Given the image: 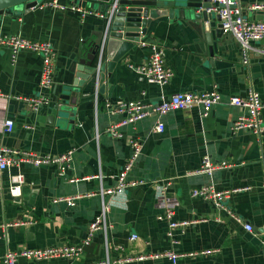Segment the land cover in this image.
Here are the masks:
<instances>
[{
    "label": "crops",
    "instance_id": "1",
    "mask_svg": "<svg viewBox=\"0 0 264 264\" xmlns=\"http://www.w3.org/2000/svg\"><path fill=\"white\" fill-rule=\"evenodd\" d=\"M255 4L264 5V0H241L243 16L264 19V10L251 9ZM83 9L87 11L84 16L69 9H21L14 18L3 17L0 21V35L21 34L32 40H48L55 51L54 84L45 92L51 103L31 113L14 96L42 93V58L22 50L11 63L9 49L0 46V91L11 96L0 98V146L39 154L73 150L71 168L64 175L57 174L54 165L35 166L28 162L0 170V224L32 220L0 233V255L21 247L80 242L87 235L90 222L100 213L103 199L111 205L105 217L107 228L94 232L80 256L47 261L18 258L16 264H90L140 252L191 253L207 249L216 251L179 257L175 262L161 257L124 264H264V131L260 135L233 132L232 123L241 109L229 104L231 96H243L251 87L264 101V53L256 51L264 50V40L250 43L253 49L249 63L243 64L241 46L231 33L223 32L217 38L212 26L214 55L210 56L197 21L160 17L148 27L140 45L117 62L102 91L93 80L76 86L77 94L69 99L72 116L53 119L51 110L60 102L61 93L73 89L71 83L80 53L95 38L101 23L95 9ZM152 42L163 46L165 64L173 71V77L164 85L149 83L129 68V64L140 65L147 59V44ZM214 86L221 99L207 116H202L201 107L194 104L120 126L118 138L106 131L121 119L120 114L107 111L106 101L155 102L176 92H201ZM5 118L14 122L10 132H3ZM261 119L264 127V109ZM157 121L164 124L162 132L153 131ZM133 137L141 139V150L127 176L147 183L102 198L99 188L116 186V175L131 152L128 140ZM203 156L215 162H232L233 166L210 175L197 172ZM17 171L24 175V182L21 194L13 197L8 191V178ZM73 176L76 179L70 181ZM167 180L170 184L159 194L157 184ZM208 184L216 189L250 187L232 193L225 205L249 223L251 231L212 202L191 195L193 188ZM72 196H79L73 205L52 201ZM164 202L172 204L174 219L189 222L182 229H172L176 242L167 236L168 221L158 219L165 211ZM133 233L138 237L131 240Z\"/></svg>",
    "mask_w": 264,
    "mask_h": 264
},
{
    "label": "built area",
    "instance_id": "2",
    "mask_svg": "<svg viewBox=\"0 0 264 264\" xmlns=\"http://www.w3.org/2000/svg\"><path fill=\"white\" fill-rule=\"evenodd\" d=\"M217 2V5H213L207 9V11L216 13L220 17V23L224 32L231 33L233 37L239 42L241 46V62L243 64L249 63V52L252 41L264 40V19L252 20L245 18L242 13L241 0H210ZM34 9H53L56 11H64L66 9L72 11H78L82 16L87 12L80 5L75 3H62L60 0H40L36 5L29 8ZM255 10H264L263 4H255L251 7ZM101 16V15H100ZM102 17V16H101ZM146 45V44H144ZM149 54L146 60L142 61L140 65L129 64V68L138 73L149 83L157 85L167 84L173 77V71L165 64L164 61V48L157 43H148ZM0 46H4L9 49V59L11 63H14L17 58V54L22 50L32 51L39 54L42 58V70L41 78L39 82L42 93L36 96L21 97L14 96L17 100L25 102L32 110L36 111L40 106H47L51 103L49 91L54 84V72H55V51L48 40H32L21 34H5L0 35ZM257 53H264V50H256ZM96 86L97 82H96ZM0 98H11L8 94H3L0 91ZM221 96L216 86L210 90L201 92H188L180 91L171 94L167 98H161L158 101H147L143 99L137 100H118L114 103L109 101L105 102V108L110 113H117L121 115V119L111 124L107 128V133L113 137H120L121 133L118 130L120 126L132 124L137 120L145 118L147 116L156 115L160 116L168 111L175 109H186L191 105H198L201 107L202 116H207L210 109L220 102ZM229 104L237 106L241 109V112L236 116L232 123L231 129L233 132L246 131L255 135H260L264 131L262 125L261 112L264 109V101L261 99L259 93L254 88H249L247 93L243 96L234 95L229 99ZM13 120L5 118L2 122L3 132H10L13 128ZM27 129H33L31 125L24 126ZM164 130V124L161 121H157L153 127L154 132H162ZM130 146V155L123 164L121 170L116 175L117 184L114 188L104 189L100 187L98 193L103 198L104 195H117L123 193L127 188L147 183L144 179H129L128 173L134 166L137 158L139 157L141 150V139L137 137L130 138L128 140ZM73 150L68 149L58 154H39L27 150L16 149L7 146H0V170H4L10 165L18 164L19 162H28L35 166L40 165H54L56 172L59 175H64L71 168ZM233 166L232 162L212 161L208 156H203L200 161V165L197 172L206 174H212L215 170L230 168ZM261 167L263 172L264 187V157L261 158ZM76 178L70 177V181H74ZM24 182V175L17 171L8 178V191L13 197L21 194L22 184ZM170 184L169 180L160 182L157 184V190L159 194L163 193V189ZM249 186H238L224 189H216L213 185H202L195 187L191 190L192 196H197L212 202L217 208L225 211L236 222L243 225L245 230L251 231L252 226L245 222L242 217L236 214L232 209L225 205L226 200L232 193L248 190ZM79 196L72 197H60L54 198L52 201H65L68 205H73L75 199ZM165 211L158 215V219H165L168 221L167 236L172 239V229H182L187 225L188 221H177L174 219V212L172 204L164 202ZM110 203L102 199L100 213H98L94 220L90 222L88 226L87 235L77 243H60L44 247L28 248L21 247L15 250H7L4 254L0 255V264H16L18 258L34 261H47L51 259H73L82 254L85 247L91 242V238L99 229L106 230L107 224L105 217L110 210ZM32 220H16L14 222H5L0 224V233L5 234L8 227L14 225H24L31 223ZM137 234H131L130 239H136ZM212 249L203 250L201 252L191 253H178L173 250H166L160 252H140L136 255L121 256L114 260H110L108 257L105 259L90 263V264H124L127 262H141L146 259H155L166 257L172 262H175L177 258L196 255V254H208Z\"/></svg>",
    "mask_w": 264,
    "mask_h": 264
},
{
    "label": "water",
    "instance_id": "3",
    "mask_svg": "<svg viewBox=\"0 0 264 264\" xmlns=\"http://www.w3.org/2000/svg\"><path fill=\"white\" fill-rule=\"evenodd\" d=\"M40 0H0V21L3 17L14 18L21 9L29 10ZM82 8L95 9L102 17L95 38L80 53L73 89L69 93H61L60 102L51 110V118L72 116L70 97L77 94L76 86L93 80L97 82L99 91L117 62L134 46H139L141 37L147 33L148 27L159 21L160 17L170 19L197 21L206 37L208 52L214 55L211 39V28L219 38L224 30L218 14L207 11L217 2L210 0H71ZM262 19V18H260ZM77 78V79H76ZM51 99V98H50ZM23 102V101H22ZM31 113H36L25 102ZM264 240V228L262 230Z\"/></svg>",
    "mask_w": 264,
    "mask_h": 264
}]
</instances>
